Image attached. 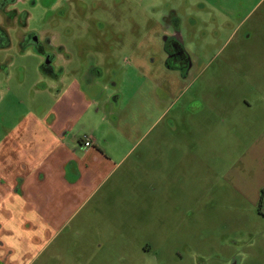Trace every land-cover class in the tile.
<instances>
[{
  "label": "rangeland",
  "instance_id": "374dc122",
  "mask_svg": "<svg viewBox=\"0 0 264 264\" xmlns=\"http://www.w3.org/2000/svg\"><path fill=\"white\" fill-rule=\"evenodd\" d=\"M0 8L8 37L0 146L10 123L42 108L50 120L57 90L78 85L90 108L66 126L77 123L72 135L83 127L117 155L90 202L73 213V199L53 230L19 198L7 200L0 264H264V217L252 196L264 165V0ZM170 15L191 61L186 75L162 66L159 34ZM64 94L59 108L77 104Z\"/></svg>",
  "mask_w": 264,
  "mask_h": 264
},
{
  "label": "crops",
  "instance_id": "0c3cea01",
  "mask_svg": "<svg viewBox=\"0 0 264 264\" xmlns=\"http://www.w3.org/2000/svg\"><path fill=\"white\" fill-rule=\"evenodd\" d=\"M64 89L54 94V98L59 100L51 107L53 114L50 120L42 118L45 108L39 109L40 116L32 117V121L18 118L8 126L6 143L0 146V189L3 190L0 207L7 200L17 197L29 207L36 219L42 220L52 230L73 199L80 197L73 213L90 202L110 177L117 156L106 146L107 142L102 143L97 136L81 135L83 127H79L76 134H71L77 123L66 126L70 115L81 119L90 106L82 103L83 94L78 85L69 91L66 89L63 92ZM63 93L73 95L80 106L73 102L59 108ZM60 110L64 113L63 117ZM29 115L33 114L29 112ZM90 120L95 123L96 116L90 113ZM86 138L90 142L88 147L83 146ZM259 151L264 158V145ZM256 174L253 203L256 208L259 206L264 217V192L261 195L264 165L260 164ZM2 231L0 224V233Z\"/></svg>",
  "mask_w": 264,
  "mask_h": 264
},
{
  "label": "flooded vegetation",
  "instance_id": "af4514ba",
  "mask_svg": "<svg viewBox=\"0 0 264 264\" xmlns=\"http://www.w3.org/2000/svg\"><path fill=\"white\" fill-rule=\"evenodd\" d=\"M168 19L170 20L168 28H162L159 34L162 66L171 73L186 75L191 69V61L184 49L181 33L177 29V20L173 15ZM54 58L52 54L47 55L46 64L53 62Z\"/></svg>",
  "mask_w": 264,
  "mask_h": 264
},
{
  "label": "trees",
  "instance_id": "16d2710c",
  "mask_svg": "<svg viewBox=\"0 0 264 264\" xmlns=\"http://www.w3.org/2000/svg\"><path fill=\"white\" fill-rule=\"evenodd\" d=\"M15 0H0V6H5L6 4L14 3ZM1 9V8H0ZM8 43V37L3 28L0 27V47H3L4 44ZM264 189L261 191L263 194Z\"/></svg>",
  "mask_w": 264,
  "mask_h": 264
},
{
  "label": "built area",
  "instance_id": "2783aa9c",
  "mask_svg": "<svg viewBox=\"0 0 264 264\" xmlns=\"http://www.w3.org/2000/svg\"><path fill=\"white\" fill-rule=\"evenodd\" d=\"M90 145L89 139L86 138V141L83 143L84 147H88Z\"/></svg>",
  "mask_w": 264,
  "mask_h": 264
},
{
  "label": "water",
  "instance_id": "95a60500",
  "mask_svg": "<svg viewBox=\"0 0 264 264\" xmlns=\"http://www.w3.org/2000/svg\"><path fill=\"white\" fill-rule=\"evenodd\" d=\"M46 63V62H45Z\"/></svg>",
  "mask_w": 264,
  "mask_h": 264
}]
</instances>
